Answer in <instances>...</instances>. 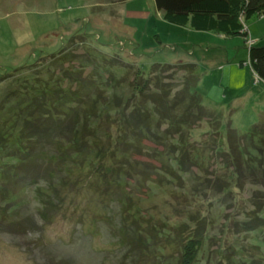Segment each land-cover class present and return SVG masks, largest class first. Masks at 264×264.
Returning a JSON list of instances; mask_svg holds the SVG:
<instances>
[{"label": "rangeland", "instance_id": "374dc122", "mask_svg": "<svg viewBox=\"0 0 264 264\" xmlns=\"http://www.w3.org/2000/svg\"><path fill=\"white\" fill-rule=\"evenodd\" d=\"M244 29L246 37L177 26L164 21L153 0H0V97L19 67L45 65L47 55L63 47L77 56L70 69L80 70L89 47L144 75L170 64L159 77L172 96L193 72L185 66L194 64L204 107L182 164L174 160L171 141L163 146L161 137H141L137 148L124 149L115 182L110 172L102 179L80 164L68 163L53 176L45 161L25 164L18 179L11 177L12 210L0 208L10 224L0 229V264H175L180 237L201 231L200 264H215L221 245L241 246L244 256L264 254V227L247 232L240 225L264 217L257 138L239 142L246 145L241 156L226 144L229 128L247 134L264 120V82L248 65L264 17L251 16ZM76 33L86 42L72 37ZM90 72H82L86 80ZM38 187L47 188L44 195Z\"/></svg>", "mask_w": 264, "mask_h": 264}, {"label": "trees", "instance_id": "16d2710c", "mask_svg": "<svg viewBox=\"0 0 264 264\" xmlns=\"http://www.w3.org/2000/svg\"><path fill=\"white\" fill-rule=\"evenodd\" d=\"M153 1L168 23L225 36L246 37L245 20L253 15L264 17V0ZM75 36L86 42L82 34L72 37ZM62 49L47 55L49 59L45 65L38 61L37 66L32 63L19 67V72L10 76V88L0 97V208L12 210L11 177L18 179L20 175L16 172H22L25 164L35 161L47 162L50 176L70 163L71 167L80 164L90 170L95 168L93 173L103 176L102 179L110 172L115 182L116 172L119 173L117 161L123 159L124 149L137 148L141 137L153 141L161 137L158 142L166 146L167 140L171 141L169 145L176 149L174 160L182 164L187 155L183 148L189 146V132L204 118V107L195 88L198 76L194 64L185 66L193 72L191 70V75L184 78L185 87L172 96L170 84L159 77L163 71H168L170 64L153 67L152 73L144 75L117 57L94 52L88 47L79 60L80 70H74L70 69V63L77 56L70 48ZM65 63L69 67H64ZM248 65L264 82V43L251 44ZM86 67L91 68L87 80L82 74ZM252 137L257 138L259 144L256 148L257 177L264 182V120L252 125L247 134H238L229 128L226 144L228 142L232 151L241 156L246 145L240 144ZM85 181L90 182L89 177ZM118 184L121 186V182ZM40 189L37 188V193L44 195L47 188ZM51 189L57 191L55 186ZM5 212L0 214V229L10 225L9 220H5ZM240 225L247 232L253 231L264 227V217L256 216ZM195 234L180 237L175 264H200L206 236L202 231ZM251 245L255 249L262 246L254 242ZM229 247L233 254L227 255ZM241 250L236 244L219 246V259L215 264H264V254L244 256Z\"/></svg>", "mask_w": 264, "mask_h": 264}, {"label": "crops", "instance_id": "0c3cea01", "mask_svg": "<svg viewBox=\"0 0 264 264\" xmlns=\"http://www.w3.org/2000/svg\"><path fill=\"white\" fill-rule=\"evenodd\" d=\"M259 39L254 40L253 44H260L264 40V34L259 36Z\"/></svg>", "mask_w": 264, "mask_h": 264}]
</instances>
